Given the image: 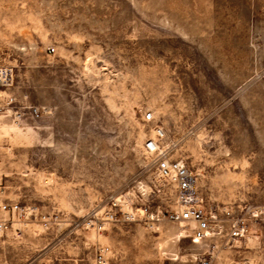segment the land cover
Returning <instances> with one entry per match:
<instances>
[{
  "label": "rangeland",
  "instance_id": "rangeland-1",
  "mask_svg": "<svg viewBox=\"0 0 264 264\" xmlns=\"http://www.w3.org/2000/svg\"><path fill=\"white\" fill-rule=\"evenodd\" d=\"M0 66V194L37 207L0 264H264V0H0ZM149 110L200 173L207 239L169 217Z\"/></svg>",
  "mask_w": 264,
  "mask_h": 264
},
{
  "label": "built area",
  "instance_id": "built-area-1",
  "mask_svg": "<svg viewBox=\"0 0 264 264\" xmlns=\"http://www.w3.org/2000/svg\"><path fill=\"white\" fill-rule=\"evenodd\" d=\"M54 50V48H50ZM12 85V77L6 68L0 66V88ZM33 115H40L39 109H34ZM146 122L155 123L153 135L145 141V151L152 157V163L160 177L174 185L176 192V208L169 212V217L185 224L188 235L197 240L207 239L218 229L214 211L206 206L198 188L199 171L184 158L175 157L173 148L166 144V128L156 122L153 111L144 113ZM37 207L24 206L19 201H11L0 194V234H4L14 226L16 218L20 219L29 213H36ZM116 214L109 212L107 218L113 220ZM98 220L91 223L98 225ZM43 223L48 224L47 216L42 217ZM103 227V226H102ZM101 228V226L99 227ZM246 224L242 219H237L231 225V236L242 238L245 236ZM110 249L106 245H98L96 253L90 264H106ZM215 249L209 248L205 254L196 257L195 261L188 264H218Z\"/></svg>",
  "mask_w": 264,
  "mask_h": 264
},
{
  "label": "bare ground",
  "instance_id": "bare-ground-1",
  "mask_svg": "<svg viewBox=\"0 0 264 264\" xmlns=\"http://www.w3.org/2000/svg\"><path fill=\"white\" fill-rule=\"evenodd\" d=\"M6 71H9V70L6 68ZM197 241H199V240H197Z\"/></svg>",
  "mask_w": 264,
  "mask_h": 264
}]
</instances>
